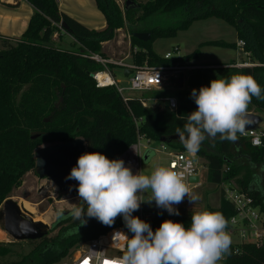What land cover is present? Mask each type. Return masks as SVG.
<instances>
[{
    "label": "trees",
    "instance_id": "16d2710c",
    "mask_svg": "<svg viewBox=\"0 0 264 264\" xmlns=\"http://www.w3.org/2000/svg\"><path fill=\"white\" fill-rule=\"evenodd\" d=\"M26 1L34 9L26 30L15 45L5 41L0 48V206L12 189L21 185L23 175L35 169V152L44 143L82 138L85 152L119 158L140 136L160 142L162 138L177 135L175 130L183 128L187 113L196 108L190 95L192 89L198 91L211 79L245 73L264 89V0H133L134 5L125 7L124 4L123 9L115 0H95L106 19V26L100 30L89 29L60 11L56 0ZM210 16L232 25L238 40L244 41L243 51L254 54L260 61L251 60L256 64L246 67L236 66L235 60L200 64L202 67L189 70L186 88L175 93L176 109L169 106L167 97L170 95L161 94L144 106L138 96L124 100L114 86L98 87L89 76V72L102 70L104 66L84 55L85 52L106 58L102 43L113 39L122 28L130 35L132 62L136 65L146 62L159 66L194 60L198 56L197 49L165 59L152 48V41L175 36L192 21ZM61 21L67 23L70 35L79 43L78 49L45 44L54 43L52 35L59 30L56 24ZM134 32H150L151 38L141 41L133 36ZM202 44L236 46L235 42L223 40H207ZM106 66L112 70L115 65ZM143 94L144 99L150 98ZM247 112L264 113V99L252 97ZM261 140L260 146H253L239 135L235 142L221 140L219 135L208 137L196 155L205 160L208 182L219 187L220 183L233 178L264 211V172L261 187H250L257 174L256 167L264 168V134ZM164 143L176 150H186L179 139ZM242 156L245 162L239 159ZM224 166L229 170L224 171ZM219 193V205H207L206 209L219 211L228 220L235 208L221 190ZM133 215L148 222L152 229L158 228L165 219L179 221L186 227L191 220V216L164 214L156 209H143L141 215L135 211ZM85 220V224H79L71 215L58 220L51 230L64 224L68 226L53 237L45 235L34 240L38 242L35 254L0 264H54L78 243L117 226L132 235L122 216L111 226L86 215ZM5 253L7 250L0 246V255ZM218 264H264V251L252 243L231 244L229 253Z\"/></svg>",
    "mask_w": 264,
    "mask_h": 264
},
{
    "label": "clouds",
    "instance_id": "9594fccd",
    "mask_svg": "<svg viewBox=\"0 0 264 264\" xmlns=\"http://www.w3.org/2000/svg\"><path fill=\"white\" fill-rule=\"evenodd\" d=\"M190 95L196 108L187 113L183 128L175 131L187 153L195 157L208 137L219 135L221 140L235 142L237 134L245 132L252 97L264 99V89L251 75L236 73L211 79L198 91L193 88ZM67 179L78 182L76 191L82 203H74L70 215L79 224L86 223V215L111 226L122 216L132 233H113L122 255L108 260L110 264H218L229 253V222L219 211L192 212L187 227L165 219L155 231L148 222L133 215L142 202L153 200L158 208L179 215L175 205L185 197L192 204L199 199L186 184L183 173L172 167L158 166L150 174H134L123 159L84 152L77 157ZM149 190L150 198H142ZM62 215L63 210L57 211L58 218Z\"/></svg>",
    "mask_w": 264,
    "mask_h": 264
},
{
    "label": "rangeland",
    "instance_id": "374dc122",
    "mask_svg": "<svg viewBox=\"0 0 264 264\" xmlns=\"http://www.w3.org/2000/svg\"><path fill=\"white\" fill-rule=\"evenodd\" d=\"M117 4L123 9L125 0H116ZM145 1V0H139ZM17 38L0 37V48L9 42L15 45ZM207 40H223L226 42H236L237 35L235 28L229 25L222 19L214 16L199 18L191 22V24L183 29L178 30L175 36L168 38H156L152 41V48L160 55L170 51L174 54L185 55L193 50H198V56L191 62L195 64H219L227 63L238 57L239 51L235 47H223L209 44H202ZM6 41V42H5ZM55 46L63 48L78 49L79 43L67 32H62L59 35V40H54ZM102 45V51L106 57L111 58L113 61H122L123 63H132V49L130 46V35L125 28L119 29L116 36L105 41ZM178 48V51H175ZM243 59L253 60L259 62L260 59L250 52H244ZM262 56L264 57V49L262 50ZM114 79L120 87L126 88L129 85V77L123 74V70L119 66H114L112 72ZM178 77H183L184 85L180 89L186 88V73L180 74ZM179 90L173 81L164 82L159 87H156L146 92H131L125 90L126 95L139 96L141 94L149 97H158L161 94L175 96V93ZM261 122L258 126V130L264 132V113H260ZM140 143V168L141 174H150L158 166H166V155L160 152V142L154 141L142 136L139 140ZM51 143H44L40 147L48 146ZM157 148L158 151H155ZM154 151H153V150ZM148 151L149 157L144 159L145 152ZM244 162L246 159L242 156L239 158ZM199 184L192 188V193L197 195L199 199L192 204L187 197L183 202L175 205L179 211V215L191 216L192 212H197L206 209L207 205L211 207H217L220 203L219 187L215 183L208 182L207 180V168L205 160L198 156L197 160ZM262 168V167H259ZM258 166L256 167L257 173L260 175ZM151 196V191L142 194V198L148 199ZM9 197L14 199L18 204L28 206L27 210L32 212L33 216L37 220H41L45 223L52 225L56 222L57 211L63 210L68 212L71 210L74 203H79L78 195L65 194L62 190L48 179H41L38 177L36 169L30 170L23 175V181L17 188L12 189L9 193ZM144 209H156L164 214H169L165 209L158 208L153 200L151 203L142 202ZM1 208V206H0ZM67 224L62 227H56L47 232V236L53 237L59 231L63 230ZM232 242H238L240 238L237 235L230 234ZM91 240V239H90ZM89 241V240H88ZM80 242L76 246L70 249L76 251L81 247H84L87 242ZM38 242L34 240H14L3 228V220L0 219V246L7 250V253L0 255V262H12L20 260L27 254H35ZM54 264H60L56 262Z\"/></svg>",
    "mask_w": 264,
    "mask_h": 264
},
{
    "label": "built area",
    "instance_id": "2783aa9c",
    "mask_svg": "<svg viewBox=\"0 0 264 264\" xmlns=\"http://www.w3.org/2000/svg\"><path fill=\"white\" fill-rule=\"evenodd\" d=\"M116 1V0H115ZM117 3V1H116ZM120 7V6H119ZM121 8V7H120ZM122 9V8H121ZM58 31H55L52 35V39L59 40V35L65 32L61 26V23L56 24ZM237 47L243 49L244 41L238 40L236 43ZM178 51V48H175ZM86 56L92 60L102 64L104 68L98 71H91L93 73L91 77L94 79L96 86H114L124 100L128 97L135 95H126L125 90L131 92H146L156 87H159L164 82L173 81L178 78L180 74L187 73L189 70L202 65L195 64L191 61H175L171 64L150 66L146 62L142 65H136L132 63H123L122 61H113L110 58L102 57L98 53L85 52ZM165 59L176 58L180 56L178 53L174 54L170 51L165 52L161 55ZM108 63L119 66L122 69H131L129 77V85L126 88L120 87L106 66ZM256 63L249 61L236 62L238 67L253 66ZM142 105L146 106L151 98L144 99L141 95L138 96ZM156 98H152L151 101H155ZM170 108H177V100L175 96L167 97ZM262 130L253 129L245 130L243 134H239L241 137L247 138L253 146H260L262 144L261 137L263 135ZM140 136L138 140L141 138ZM153 150V149H152ZM158 151L157 148H154ZM153 150V151H154ZM160 152L166 155L167 165L174 168L176 171L183 173L185 182L188 187L192 188L199 184L197 160L198 156L192 157L186 150H176L164 142H160ZM123 159L126 166H129L132 172L141 173L140 168V143L131 145L126 151L120 156ZM229 170L228 166H224V171ZM192 176H197V181H191ZM219 190L222 191L223 196L228 200L235 208V213L229 217L227 231L230 234L237 235L240 240L238 242H232L231 244L240 243H252L257 247H261L264 251V211L260 209L254 203V198L247 192L242 190L233 178H230L219 185ZM142 203L138 209L140 215L143 211ZM116 231H122L128 235L126 229L122 226H117L109 229L105 233L99 234L87 242L84 247L79 248L76 251H71L68 255L63 257L59 262L60 264H84L87 260L88 264H105V261L122 255L121 249L116 246V242L113 240V233ZM155 231V229H153Z\"/></svg>",
    "mask_w": 264,
    "mask_h": 264
},
{
    "label": "water",
    "instance_id": "95a60500",
    "mask_svg": "<svg viewBox=\"0 0 264 264\" xmlns=\"http://www.w3.org/2000/svg\"><path fill=\"white\" fill-rule=\"evenodd\" d=\"M125 7L134 5L133 0H125ZM61 26L65 32L70 34L69 27L66 22L61 21ZM133 36L141 41H148L151 38L150 32H134ZM46 45L52 46V42H45ZM131 69H124L123 74L128 76ZM92 77L93 73H89ZM178 89L184 85L183 77L173 80ZM248 123L245 130L257 129L261 116L256 113L247 112ZM173 139H179L177 135L162 138L160 142H169ZM86 151L85 142L82 138L74 140L50 144L40 147L35 152V169L37 175L41 179L52 181L58 189L65 194L78 195L76 180L67 179L68 174L73 166L76 165L77 157ZM144 159L149 157L148 151L144 154ZM191 181H197V176H192ZM70 216V211L63 212L61 217L56 216V222ZM0 219L3 220L4 230L16 241L21 240H37L47 235L48 230L52 227L50 224L34 218L32 212L18 204L11 197L6 198L0 208ZM55 223V222H54Z\"/></svg>",
    "mask_w": 264,
    "mask_h": 264
},
{
    "label": "crops",
    "instance_id": "0c3cea01",
    "mask_svg": "<svg viewBox=\"0 0 264 264\" xmlns=\"http://www.w3.org/2000/svg\"><path fill=\"white\" fill-rule=\"evenodd\" d=\"M58 8L63 13L74 18L89 29L100 30L106 26V19L98 9L95 0H56ZM32 5L26 0H0V37L19 38L26 30L29 19L33 14ZM238 41V38H237ZM237 41L235 43H237ZM104 43V42H103ZM102 43V45H104ZM239 54L236 62L249 61L243 59L244 51L235 46ZM111 59V58H110ZM225 63V62H223ZM123 68L122 70H124ZM155 98V97H150ZM151 99L149 102H151ZM259 173L252 180L250 187L259 188L262 184L264 168H259ZM220 196V193H219Z\"/></svg>",
    "mask_w": 264,
    "mask_h": 264
},
{
    "label": "snow or ice",
    "instance_id": "6c2138e0",
    "mask_svg": "<svg viewBox=\"0 0 264 264\" xmlns=\"http://www.w3.org/2000/svg\"><path fill=\"white\" fill-rule=\"evenodd\" d=\"M84 264H88L87 260L84 261ZM105 264H110V262L106 260Z\"/></svg>",
    "mask_w": 264,
    "mask_h": 264
},
{
    "label": "bare ground",
    "instance_id": "6f19581e",
    "mask_svg": "<svg viewBox=\"0 0 264 264\" xmlns=\"http://www.w3.org/2000/svg\"><path fill=\"white\" fill-rule=\"evenodd\" d=\"M24 208H26V209H27V208H28V206H25Z\"/></svg>",
    "mask_w": 264,
    "mask_h": 264
}]
</instances>
